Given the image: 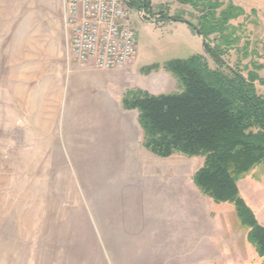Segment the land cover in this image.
I'll return each mask as SVG.
<instances>
[{
  "label": "rangeland",
  "instance_id": "374dc122",
  "mask_svg": "<svg viewBox=\"0 0 264 264\" xmlns=\"http://www.w3.org/2000/svg\"><path fill=\"white\" fill-rule=\"evenodd\" d=\"M21 1L32 7L39 23L52 35L54 11L62 0ZM232 1L240 6L243 14L230 21L238 40L224 59L241 68L244 74L254 69L264 77V0ZM16 3L18 0H12V4ZM154 4L155 12L152 13V8L147 11L153 15L149 18L138 20L132 12L136 50L126 79L133 85L155 87L153 94L173 93L180 90V85L164 65L174 59L202 55V42L189 46L170 25L152 23L151 19L168 14L197 24L198 14L190 5L176 0H155ZM159 6L166 12L160 13ZM43 37L52 38L46 31ZM49 42L53 44V39ZM28 52L20 65V61L11 62L12 77L24 83L22 90L18 89L22 91V98L18 99L39 102L45 89V106H49L46 102L51 95L57 96L55 105H64L62 111L54 108L48 131L38 136L33 126L27 124L25 115L15 109L10 113L12 104L17 107L16 94L8 87L4 98L3 84L0 86V197H38L32 220L35 228L34 219H37L38 228L44 230L31 235L24 228L22 235L17 231L13 237L1 235L4 223L0 218V264H115L102 232L111 226L144 233L149 230L154 234L153 246H150L154 260L138 264H159L162 260L164 264H205L206 261L264 264L254 255L233 205L214 202L193 183V174L201 166L202 157H158L138 144L137 134L122 138L116 131L107 136L101 94L96 103L89 105L85 94L67 93L69 73L64 79L65 71L60 67L56 77L51 78L53 68L60 66L53 59L54 50L53 54L44 52V65L34 61L31 46ZM63 53L67 59L65 48ZM9 64L0 62L2 82ZM209 64L214 66L210 60ZM48 79H51V89L42 87ZM257 89L264 96V87L257 83ZM73 100L75 115L73 125L68 126L67 110ZM45 111H48L46 107ZM25 113L31 121L30 113ZM111 127L118 128V125ZM2 128L11 136L17 134L22 149L12 147L2 154L5 152ZM168 168H172L170 172ZM164 176L170 180L165 181ZM36 182H43V187L36 189ZM238 186L241 196L264 225V164L239 179ZM12 216L16 222L15 215ZM22 219L29 223V216ZM213 241L215 245L211 244Z\"/></svg>",
  "mask_w": 264,
  "mask_h": 264
},
{
  "label": "trees",
  "instance_id": "16d2710c",
  "mask_svg": "<svg viewBox=\"0 0 264 264\" xmlns=\"http://www.w3.org/2000/svg\"><path fill=\"white\" fill-rule=\"evenodd\" d=\"M176 1L194 9L197 24L168 14L160 21L186 22L202 38L203 54L164 65L178 80L179 91L131 89L122 104L138 111L142 144L154 155L202 157L194 184L214 202L233 205L254 255L264 261V225L238 186L239 179L264 164V96L257 89V83L264 87V77L254 69L244 74L224 59L238 40L230 21L243 10L232 0ZM128 5L150 11L151 0H128Z\"/></svg>",
  "mask_w": 264,
  "mask_h": 264
},
{
  "label": "crops",
  "instance_id": "0c3cea01",
  "mask_svg": "<svg viewBox=\"0 0 264 264\" xmlns=\"http://www.w3.org/2000/svg\"><path fill=\"white\" fill-rule=\"evenodd\" d=\"M151 10L152 13L155 12V0H151ZM28 3V2H27ZM12 0H0V62H10V67L8 70L4 71L3 74V82L0 80V86L3 84V95L5 98V94L7 88H11L12 92L16 94V101L14 102L17 107H13L12 109L9 107L10 113H12L13 109L19 111L18 113H22L25 115L28 125H32L35 130V133L38 136H41L43 131H48L49 126L51 124V118L53 116V111L55 107L59 108V111H62L64 103L57 104L56 98L57 96L51 95L50 100L54 101V104L51 105L50 100L46 103H50L49 106H45V102L43 100V96L45 93L44 86H49L51 89V79H48L46 82L43 81L42 90L43 93L40 96L39 102L38 100H33L28 102L19 100L21 97L22 86L24 83L21 79H17L12 77L13 68L11 67V62H19V65L22 61H25L28 57V47L31 46V53L34 55V61H40L41 65L43 63V54L44 52H50L54 50V60L59 63V67H55L52 70L51 78H55L57 74V70L62 67L65 71L64 79L67 74L71 80H67L66 91L69 93L71 91L72 94L75 93H83L85 94V101L88 100V104L96 103L99 100V94H101V102H103V112L106 116L105 124L108 129L107 136L112 134H116V131H119L122 138H129L137 134L138 144L141 143L142 147V130L138 122V111L136 109H126L122 104V97L127 90L131 89H142L149 93H153L156 88L153 86H138L133 85L131 82L127 81L126 77L129 72H131L133 58L130 59L124 66L117 67L108 70L97 69L90 65L79 66L73 60L66 59L63 53L64 46V31H63V0L60 5L55 9L54 15V23L51 27V33L49 34V30L44 29V27L39 23L38 16L34 14L32 7L29 4L18 0V3L12 4ZM160 9V13L166 12L164 9ZM17 12V13H14ZM149 13V12H147ZM152 13H149L150 16H153ZM16 14V15H14ZM152 18V17H151ZM162 18V17H161ZM160 19H151L152 23H158L159 25H170L174 30L178 31L181 36L180 40L186 42L189 46H194L199 41L202 42V38L195 32L193 29L184 21H174V20H161ZM185 18V17H184ZM30 19V20H27ZM187 19V18H186ZM44 31H46L50 39H53V44L49 41L50 39H45ZM203 48V44H202ZM63 53V54H62ZM53 54V53H51ZM32 55V57H33ZM61 55V56H60ZM33 60V59H32ZM42 69V67H41ZM43 74V73H42ZM69 78V79H70ZM67 79V78H66ZM19 82V83H18ZM34 82V81H33ZM35 83H38L37 79ZM56 83L53 84L55 86ZM18 89H20L18 91ZM12 93V94H13ZM34 93V92H33ZM36 93V92H35ZM37 95V93H36ZM53 97V98H52ZM84 101V102H85ZM59 102V101H58ZM66 106V100H65ZM45 107L48 111H45ZM24 109V110H23ZM66 109V107H65ZM75 101L73 100L71 105L68 106L67 110V125L72 126L73 120L72 117L75 115ZM26 110V111H25ZM25 112H29L31 117L29 121V117ZM46 116L47 118H41L39 116ZM5 125L8 124L7 120L4 121ZM30 125V126H31ZM118 125V128H113L111 126ZM3 129V128H2ZM10 130V129H9ZM112 130V132H110ZM3 137L4 139V148L5 154L6 151H10L12 147L19 148V137L17 134H8V131L3 129ZM44 134V133H43ZM46 134V133H45ZM22 149V147H20ZM19 148V149H20ZM145 148V147H144ZM146 149V148H145ZM17 150V149H16ZM147 150V149H146ZM150 152V151H149ZM38 153V152H37ZM151 153V152H150ZM40 155L39 153L36 154ZM35 155V157H36ZM6 158V157H5ZM170 158V157H166ZM5 162V161H4ZM168 172L170 169L168 168ZM37 171V169H35ZM167 172V171H166ZM164 180L168 181L167 176H164ZM43 183V182H42ZM36 182L37 187H43V184ZM194 183V182H193ZM176 184V182H174ZM171 185V184H169ZM146 187V186H141ZM75 194V186L73 185ZM38 198V197H37ZM35 197H0V218L3 220L2 225H4L3 234L6 236L15 235V231L18 234L22 235L24 232L29 231L31 235H38L39 232H44L43 229L38 228V221L34 219L35 226L33 224L32 212L37 208L33 205L37 206V202ZM35 199V200H34ZM55 199L53 195V200ZM31 201V202H29ZM34 201V202H32ZM54 202V201H53ZM15 215L16 222H14L13 216ZM29 216V223L23 220V216ZM155 217L154 215L152 216ZM7 218L11 220H7ZM7 222V223H6ZM16 223V229H15ZM12 229V233H11ZM37 230V231H36ZM53 231V230H52ZM103 236L106 237L107 250L110 252V258L115 264H138L142 262H147V260H154V253L152 252L153 242H154V234L148 230L147 233L138 232L135 229L130 228H119L117 227H106V229L102 230ZM54 233V231H53ZM53 237V234L52 236ZM214 244V241L211 243ZM108 252V253H109ZM165 260H162L159 264H164ZM213 262L206 261L205 264H210Z\"/></svg>",
  "mask_w": 264,
  "mask_h": 264
},
{
  "label": "built area",
  "instance_id": "2783aa9c",
  "mask_svg": "<svg viewBox=\"0 0 264 264\" xmlns=\"http://www.w3.org/2000/svg\"><path fill=\"white\" fill-rule=\"evenodd\" d=\"M133 11L138 20L150 17L128 0H63L67 59L102 70L124 66L136 50Z\"/></svg>",
  "mask_w": 264,
  "mask_h": 264
}]
</instances>
